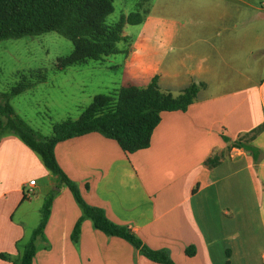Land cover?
Masks as SVG:
<instances>
[{
    "label": "crops",
    "instance_id": "1",
    "mask_svg": "<svg viewBox=\"0 0 264 264\" xmlns=\"http://www.w3.org/2000/svg\"><path fill=\"white\" fill-rule=\"evenodd\" d=\"M136 6L152 16L146 40L162 52L150 60L158 51L139 54L144 46L137 44L107 93L146 86L155 75L172 94L192 82L203 86L185 111L161 112L148 147L125 152L114 139L88 132L57 142L56 160L88 204L150 248L167 250L175 264H264V0H138ZM141 16L136 25L146 21ZM124 29L125 23L121 35L127 36ZM49 79L46 74L30 89ZM95 94L78 106L77 117ZM237 139L258 149L256 159L231 145ZM214 156L218 162L210 166L206 160ZM42 167L17 135L1 136L0 254L8 259L0 257V264H17L49 194L32 264H161L89 219L73 241L81 209ZM29 180L34 192L25 196Z\"/></svg>",
    "mask_w": 264,
    "mask_h": 264
},
{
    "label": "trees",
    "instance_id": "2",
    "mask_svg": "<svg viewBox=\"0 0 264 264\" xmlns=\"http://www.w3.org/2000/svg\"><path fill=\"white\" fill-rule=\"evenodd\" d=\"M112 11L113 0H0V40L54 31L72 43L71 52L57 59L58 69L85 62L87 59L99 60L118 51L115 44L125 38L121 35L124 23L139 24L142 21L140 13L131 12L121 16L117 22L108 24L106 17ZM45 78L46 74L42 72L21 74L19 81L7 92H0V138L6 132L17 135L40 157L44 167L70 191L81 209V215L72 228L73 241L78 239L82 221L89 219L94 228L128 241L149 260L161 264H175L167 250L150 248L126 226L111 221L102 208L88 204L77 184L59 166L54 147L64 139L98 132L114 139L125 152L146 148L160 121L161 112L185 111L195 100L203 83L192 82L177 94H172L160 89L158 77L155 75L146 86L126 85L112 93H97L76 119L65 118L55 122L51 126V134L42 135L15 113L9 100ZM258 130L256 128L253 133ZM231 145L247 150L253 159H256L259 152L247 140L237 139ZM217 162V156L206 160L210 166ZM51 200V194L44 199L40 221L24 245L16 260L17 264H32L36 250L34 240L42 233ZM193 253L194 248H186L187 255ZM0 257L8 259L5 254H0Z\"/></svg>",
    "mask_w": 264,
    "mask_h": 264
},
{
    "label": "rangeland",
    "instance_id": "3",
    "mask_svg": "<svg viewBox=\"0 0 264 264\" xmlns=\"http://www.w3.org/2000/svg\"><path fill=\"white\" fill-rule=\"evenodd\" d=\"M137 2L114 0V9L106 17V23L113 24L121 16L127 15L122 13H142L137 10ZM141 15L146 19L142 25L125 23L127 36L116 42L120 49L116 53L104 59H87L60 69L56 67L57 59L71 52L72 43L54 31L0 40V92H7L19 81L21 74H47L50 77L47 83L12 96L9 102L28 117L33 125L31 127L42 135H48L53 123L77 117L81 109L78 106L82 107L90 94L111 91L113 82L120 81L124 74V58L129 57L137 44L144 46L143 50L138 51L139 54L153 49L158 53L148 58H160V46L153 47V43L146 40L153 33L148 27L152 16ZM39 181L46 182L44 178ZM58 184L51 185L48 191L56 193Z\"/></svg>",
    "mask_w": 264,
    "mask_h": 264
},
{
    "label": "built area",
    "instance_id": "4",
    "mask_svg": "<svg viewBox=\"0 0 264 264\" xmlns=\"http://www.w3.org/2000/svg\"><path fill=\"white\" fill-rule=\"evenodd\" d=\"M33 184H34V180H29V182H28L29 187L24 192L25 196H30L33 194V192H34L32 189Z\"/></svg>",
    "mask_w": 264,
    "mask_h": 264
}]
</instances>
